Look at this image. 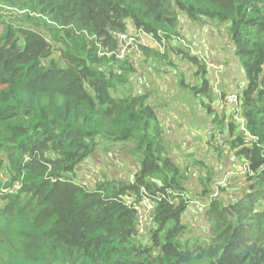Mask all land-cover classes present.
Here are the masks:
<instances>
[{
	"label": "trees",
	"instance_id": "1",
	"mask_svg": "<svg viewBox=\"0 0 264 264\" xmlns=\"http://www.w3.org/2000/svg\"><path fill=\"white\" fill-rule=\"evenodd\" d=\"M0 3L25 13L0 33V264H264V0ZM181 12L228 25L246 79L229 120L213 108L206 62L181 46ZM131 27L165 42L164 51L144 46L146 60L175 68L178 56L195 69L198 84L180 77L179 87L227 128L226 144L247 168L246 190L229 199L227 187L204 183L206 237H187L193 200L166 146L154 90L134 92L137 65L116 57L114 33ZM101 141L131 145L140 159L133 179L90 187L79 178ZM144 195L154 211L143 239Z\"/></svg>",
	"mask_w": 264,
	"mask_h": 264
},
{
	"label": "rangeland",
	"instance_id": "2",
	"mask_svg": "<svg viewBox=\"0 0 264 264\" xmlns=\"http://www.w3.org/2000/svg\"><path fill=\"white\" fill-rule=\"evenodd\" d=\"M24 14L17 8L0 3V33L3 32L6 25L16 27L17 24L24 21ZM180 18L183 34L181 46L190 51L192 55L202 59L204 55H207L206 48L211 54L215 48H221L226 54V65L227 70L231 73V80L236 68V71L239 70L237 80L242 79L245 83L243 67L234 61L236 55L231 52L229 46L231 40L227 34L228 25L206 18L191 20L183 12H181ZM54 55H56L55 58L62 61L60 52L57 51ZM130 59L137 65V72L132 79V85L129 87L134 92H145L149 90L148 83L151 82L155 86V91L151 93V100L165 128L166 146L170 156L182 169L187 193L193 200L184 216L186 226L189 228L187 237H206L208 235V220L204 214L206 202L201 198L205 187L204 183L216 181L218 186L227 187L223 194L225 199H229L232 194L246 190L247 181L242 177L244 171L241 172L245 169L244 161L237 157L226 144L229 136L226 127L213 124L212 117H209L207 108L203 106L199 97L195 96L192 91H185L179 87L178 80L180 77H184L190 86L197 83L194 76L195 69L190 64L178 56L173 58L176 64L175 68L158 60H146L144 56H133ZM215 59H217V55L214 53L211 55L213 63H216ZM209 73L211 74V71L208 70ZM171 76L173 83H166ZM220 76L224 77L223 74ZM156 77L164 84L161 85V82H156ZM243 82H241L240 88H244ZM213 89L216 90L214 84ZM215 94L217 102L214 101L213 108L220 115L226 114L228 118V115H232V109L234 110L236 107L230 104L227 98L235 93L226 96L227 98H224L225 92L223 91L221 97L218 92ZM221 101H224V106L220 103ZM227 104L233 107L228 114L226 113ZM174 113L179 116L175 120V128L178 134L171 131L174 122H169ZM186 113H188V118H182ZM139 160L137 154L132 151L131 145L125 142L114 144L101 141L98 150L80 166L79 178L90 187H93L102 178L131 180L139 169ZM229 171L231 174L224 178V172ZM232 176L236 178L230 185L226 186L227 179H232ZM218 192L221 195L220 191ZM147 236L148 233L144 235V238Z\"/></svg>",
	"mask_w": 264,
	"mask_h": 264
},
{
	"label": "built area",
	"instance_id": "3",
	"mask_svg": "<svg viewBox=\"0 0 264 264\" xmlns=\"http://www.w3.org/2000/svg\"><path fill=\"white\" fill-rule=\"evenodd\" d=\"M114 36L118 42V49L116 57L118 59H126L133 56H143V47L145 46H157L161 51L165 49V42H158L153 35L145 33L141 29H135L131 27L125 33H114ZM230 104L237 107L239 105L238 94H233L227 98ZM245 168L244 170H246ZM20 188V183L14 184L13 192H17ZM143 193L146 191L143 189ZM217 191L215 195H217ZM130 204V202H128ZM138 211V224L137 232L140 238H144L151 229V219L154 211V204L150 198L146 195L143 196L142 201L137 205Z\"/></svg>",
	"mask_w": 264,
	"mask_h": 264
},
{
	"label": "crops",
	"instance_id": "4",
	"mask_svg": "<svg viewBox=\"0 0 264 264\" xmlns=\"http://www.w3.org/2000/svg\"><path fill=\"white\" fill-rule=\"evenodd\" d=\"M208 44V43H207ZM209 45V44H208ZM230 49H231V52L235 54V49H234V46L232 44V42L230 43ZM205 52L207 55H204L203 59L204 61L206 62L207 64V67H208V70L209 72L211 71V74L209 75L208 74V77L210 78L211 80V84H212V87H213V84H214V87L216 88V90L214 92H218L220 97L222 95V91L225 92L226 96H229L231 95L232 93H236V94H239L240 91L243 89V88H240V85H241V82H243V80L241 79L240 81L237 80L238 78V68L236 71V68H235V72H234V77L233 79L231 80L230 78V72L229 70H227V65H226V54L224 52V50H222L221 48H215L212 52V54L215 53V55H217V59L216 60V63H213L212 60H211V52L206 48L205 49ZM236 55V54H235ZM235 62L239 63L237 61V58L234 59ZM240 64V63H239ZM241 66V65H240ZM213 72V73H212ZM220 74H223L224 77H221ZM170 78V79H169ZM168 78V81L166 83H173L172 80V76ZM167 79V78H166ZM176 79V78H175ZM156 82L160 83L161 82V85H163L164 83H162V81L159 80L158 77L155 78ZM216 81V82H215ZM197 82V81H196ZM223 83H224V86H223ZM148 87L151 88L152 90L155 91V86H153V83H148ZM198 84V82L196 83ZM243 85L245 86L246 85V81L245 83L243 82ZM217 86V87H216ZM219 86V88H218ZM243 86V87H244ZM223 88V90H221V88ZM157 92V91H156ZM155 92V93H156ZM227 98V97H226ZM217 99H215V102ZM227 102V101H226ZM223 106H224V101H221L220 102ZM223 108V107H222ZM233 107L229 104H227V109H226V113L228 114V112H230V110L232 109ZM235 108V107H234ZM232 111H234L232 109ZM231 111V112H232ZM176 113H174L173 117H172V120L169 121L170 123H173L172 124V127H171V131L174 133V134H178V132L176 131V128H175V120L179 117V116H176L175 115ZM232 115H233V112H232ZM231 115H228V120L230 118ZM182 118H185L187 119L188 118V113H186L185 116H182ZM227 129V128H226ZM228 131V130H227ZM242 171V170H241ZM231 172H224V178H227L228 175H230ZM236 177L232 176V180L233 181Z\"/></svg>",
	"mask_w": 264,
	"mask_h": 264
}]
</instances>
